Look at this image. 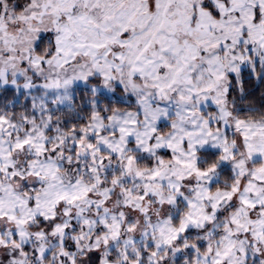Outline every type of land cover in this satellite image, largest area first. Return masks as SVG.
Masks as SVG:
<instances>
[{"label":"snow or ice","instance_id":"snow-or-ice-1","mask_svg":"<svg viewBox=\"0 0 264 264\" xmlns=\"http://www.w3.org/2000/svg\"><path fill=\"white\" fill-rule=\"evenodd\" d=\"M0 264H264V0H0Z\"/></svg>","mask_w":264,"mask_h":264}]
</instances>
